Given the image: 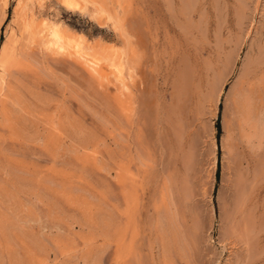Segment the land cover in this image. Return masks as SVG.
Returning a JSON list of instances; mask_svg holds the SVG:
<instances>
[{
	"label": "bare ground",
	"instance_id": "obj_1",
	"mask_svg": "<svg viewBox=\"0 0 264 264\" xmlns=\"http://www.w3.org/2000/svg\"><path fill=\"white\" fill-rule=\"evenodd\" d=\"M9 1L0 0V30L6 19ZM54 2L62 11L77 12L96 22L100 27L109 28L119 43L117 45L109 42L102 43L104 41L100 42L98 39L90 41L91 39L88 40L84 34L70 30L66 27L67 25L65 26L61 21H57L56 17L54 19L46 18L44 12L50 7L53 0H16L10 22L8 26L6 25V28L4 27V39L0 43V264H49L48 255L53 250L55 253L57 252L55 257L58 254L65 257V260L62 259L63 263L60 260L62 264H100V257L110 247L111 240L115 241L114 253L116 260L121 261V264H129V260L124 259L126 254L132 257L137 254L142 255L138 252L140 248L138 250L136 245V242H138L135 240L136 231L132 230L130 226L131 218L129 212L132 209L136 210L140 205L138 204V195L134 194V192L132 193L134 188L131 189L132 185L130 182L133 178H138L136 177L137 174H134L135 170L132 171L135 166L131 168V163L135 161L136 157L133 155L131 147L138 142L141 146V139L139 138L143 136H141L140 126L144 124L138 123L139 96L137 98V95L140 90L138 92V84L136 85L135 83H139L136 79L139 76L144 53L137 46L139 45L138 42L135 44L132 40L135 37L132 36L133 38H131V35L126 30L127 10L121 0H54ZM169 5L171 4L169 3ZM59 12L58 9L54 10V16H57ZM186 14L188 15V12ZM188 18L186 19L187 22ZM176 24L180 26L178 22ZM258 56L259 62L260 56ZM153 57L151 59L155 58ZM261 59L263 58L261 57ZM49 60L59 61V63L62 61L67 62L84 70L95 88L102 92L113 106L116 114L115 125L117 127H115L116 130L114 131L116 133H118L117 130L121 131L119 135L122 136L123 134V138L115 139L118 134H114L115 138L113 140L108 137L112 140L111 144L107 143L106 136L111 134H106L105 128L95 124H86L82 118L75 116L67 105L64 103L62 105L60 99L41 90L40 80L42 79V74L39 69L46 70L48 68L46 64ZM258 62L254 63L250 60L247 65L243 64L242 72H240L239 78L237 77L236 81L238 82L233 91L231 90L232 83L226 91L223 90L225 88L224 78L221 82L214 83L215 86L212 91L213 116L217 118L219 113L218 106L223 95L226 93L230 95V102L225 98L224 111L228 113L226 117L222 116L223 135L220 144L215 143L213 135L208 138L210 144L207 156L208 178H210V174L214 173L217 166L216 151L219 148L222 151V161H225L223 163H228L226 158L233 154V144L238 142L241 145L243 149L242 156L244 157L242 161L245 165H243L244 169L241 168L240 173L242 174L238 178L240 180L242 177L245 180V177L247 179L248 176L252 175V162L256 161L257 158L260 160L259 157H262L261 155L264 152V68H262L263 65L260 67L261 64H258ZM253 63L255 64L254 66H252ZM188 72L185 71V73ZM160 78L163 79L164 77L160 76ZM182 78L185 79L187 77L183 75ZM186 82L188 84L187 80ZM158 89L160 90V88ZM183 91H186V87ZM188 100H186V103ZM229 103H231V106ZM161 104H164V102ZM174 105L172 106L174 107ZM173 109L171 107L170 111L166 112L160 108L156 112L158 117L165 115L169 118L171 113L168 112L173 114ZM176 109L178 110V108ZM176 115L178 114L176 113ZM179 116L177 117L179 118ZM175 120L179 125L180 119L177 120L175 118ZM157 121L155 122L156 128L153 127L155 131L152 136L155 134L156 140H159L162 135H165V138L160 139H165L164 141H166V136H168L171 141V135H174V133L170 130L169 134L166 125H162L160 121L157 123ZM170 123L172 121L169 122V125ZM180 129L176 128L175 131L177 130L179 133ZM4 134L8 136L11 146L20 144L23 153L13 155L5 152V154L3 152L4 148L2 150L5 145ZM171 142L175 146L176 142L180 143L181 141L175 140L173 142L172 140ZM138 144L136 145L137 147L139 146ZM159 144L157 146L161 147L162 145L160 146ZM143 145L138 148L147 147L148 149H146L149 150L150 147ZM27 147H32L30 149L32 153L38 151L46 158L45 164L47 166L45 168L42 166L38 167V162L36 161L37 163H35L29 158V155H26L30 152ZM137 147L134 148L136 152L138 150ZM177 148L179 147L177 146ZM143 149L141 150L143 151ZM156 151L154 150V152ZM161 151L160 153H162ZM148 152L150 154V150ZM145 153H139L138 157L140 158V155L141 157L142 155L144 156ZM158 156L157 159L159 158ZM139 158V161L143 159ZM256 162V165L260 164ZM139 163L141 164L142 162ZM139 163L137 164L140 166ZM252 171L255 173V170ZM259 171L260 169L257 170V172ZM257 172L255 174L260 180L262 176ZM92 175L96 177L100 175L102 180L107 182L112 180L114 182L118 197L114 205H112L113 201L110 204V200H108L110 196L109 188H107L108 190L103 187V189H100V187H97L98 190L93 189L92 184L99 182H90L95 179L91 180L92 177L91 179L89 178ZM252 176L254 182L255 180L258 181L254 174ZM78 181L82 183V188L80 186V189L78 188V192H76L77 190L74 188L75 191L72 186L74 182ZM210 181H213V176H211ZM247 181L249 180L245 181L247 183L246 186L249 185ZM243 182L240 181L239 183ZM253 183L250 184L252 189L255 183L259 184L257 182ZM84 185L89 187L90 193H87V196H85L86 194L81 195V189L83 190ZM98 186L101 185L98 184ZM246 186L240 188L242 190H240L239 195L243 191L241 194L243 197L242 201L248 198L247 191L249 193L253 191L249 188L250 186L248 187L249 189ZM23 195L25 198H22L24 199L21 198ZM249 200L247 199V201ZM236 203L238 204V202ZM157 208L155 207V209ZM243 208L237 211L241 212ZM244 209L246 210V207ZM156 215L152 219L149 216L151 219V224H148L149 237L148 239L145 237L147 241V249L145 248L147 261L152 264H177V260H182L181 255L183 254L181 253L182 250H180L181 244L178 237L179 234L177 235L178 230L175 231L172 228L169 214ZM242 220H245V218ZM37 221L48 224L49 229L54 230L55 234H52L49 230L48 235L41 236V238L38 237L35 233L36 230L32 231L33 229L26 226ZM245 222H241V227L237 225V230L240 228L241 232H245L248 228V224ZM139 223L140 221L137 222V224ZM138 226L134 225V227ZM42 230L44 232V228ZM72 236L73 238L76 236L81 241L82 246L79 245L78 247ZM99 240H104L103 245L98 242ZM248 245L250 246V244ZM251 247L253 248V246ZM251 247L249 249L253 251L255 248L252 249ZM223 249L225 248L223 247ZM248 254L251 257L250 255L252 254L250 252ZM140 256L139 259L141 260ZM137 258L135 259L137 260ZM247 260L249 259L247 258ZM131 261L133 262L134 260Z\"/></svg>",
	"mask_w": 264,
	"mask_h": 264
},
{
	"label": "rangeland",
	"instance_id": "obj_2",
	"mask_svg": "<svg viewBox=\"0 0 264 264\" xmlns=\"http://www.w3.org/2000/svg\"><path fill=\"white\" fill-rule=\"evenodd\" d=\"M121 2L127 10L126 30L131 35V38L135 37V39L133 38L132 40L135 44L138 42L139 45L137 46L144 53V58L138 74V77H141H137L136 79V81L139 83L141 82V84L135 83L136 85L138 84V92L140 90L137 95V98L139 96V122H137L139 124H144L140 126V131H142L141 136L143 135V140L139 138L141 139V146L144 144L150 147V154L147 147V149L144 147V149L141 148L143 151L138 148L141 147L138 144L139 142H134L136 144L131 147L133 149V155L136 156L135 161L132 162L133 165L131 163V168L135 166L132 168V171L135 170L134 174H137L136 177L138 178H135L136 180L133 178L130 184L134 186H131V189L134 188L132 189V193L134 192V194L138 195L140 198H138L140 208L138 206L139 209H132L129 212L131 218L130 226L132 230L136 231L135 240L138 241L136 245L138 250L140 248V250L137 251L142 255L140 256V254H137L132 257L126 254L124 259L129 260L128 262L131 264L149 263L145 255L147 254L146 239L149 237L148 227L151 224L150 220L153 216L156 217V214L165 215L167 213L169 214V218H171L170 222L172 221V228L179 232H177V235L179 234L180 247L182 248H180V250H182L181 253L183 254L181 255L182 260H177V264H264V152L261 155L262 157H259L260 160L257 158L258 161L256 159L257 162L253 161V166L251 165L252 175H255V178L258 180H255V182L259 184H256L254 180H252L254 179L252 175L247 177L249 180L247 181L249 184L248 186H246L247 183L245 182L247 180L246 177L245 180L243 177L241 180L238 179L241 177L239 175L242 174L240 173L241 168L244 169L243 165H245L242 161V159H244L242 156L243 149L238 142L233 144V154L228 156L229 158H226V162L229 163L230 161V165L228 163H223L225 161H222L221 149L219 148L216 151V157L219 162V178L216 179L217 166L214 173L210 174V178L213 176V181H210L207 173L209 170L207 166V156L210 149L208 138L210 135H213L215 143L220 144L223 135L222 116L226 117L228 113L224 111L225 98L230 102V95H227V93L223 95L218 106L219 113L217 118L213 116V87L216 82L219 83L225 79V88H223V90L226 91L232 83L231 90L233 91V89L236 88L238 82L236 80L239 78L238 76L240 72H242L243 66L247 65L250 60L257 63V55L260 56H258V64H261L260 67L263 65L262 68H264V0H183L184 3L182 0H121ZM165 2H169L171 5ZM15 3L16 0L9 1L6 19L0 30V43L4 39L3 32H5V28L10 22ZM56 9L60 12L57 16H54V10ZM183 12L185 13L183 14ZM186 12H188V15ZM44 13L46 18L54 19L56 17L57 21H61L65 26L67 25L66 27L70 30L84 34L88 40L91 39L90 41L98 39L100 42L104 41L102 43L109 42L115 45L119 43L118 39L115 38L116 36L109 28L100 27L96 22L89 20L86 16L77 12L62 11V9H59L55 4L54 0ZM187 18L188 22L186 20ZM176 21L180 26L176 24ZM184 27H186V29H184ZM152 57L154 59H151ZM261 57L263 59H261ZM254 63L252 66L255 65ZM46 65L48 67L46 70L39 69V72L42 74V79L40 80L41 90L60 99L62 105L63 103L67 105L72 113L82 118L86 124H95L105 128L106 134L110 133L112 135L106 136V142L111 144L115 135L121 134L119 133L121 131L117 130L118 133L114 131L117 128L115 125L116 114L107 97L95 88L84 70L78 66L63 61L59 63V61L55 62L50 60L49 62L47 61ZM185 71L189 72L185 73ZM183 75L188 79L182 78ZM160 76L165 79H161ZM182 79L184 80L182 81ZM184 82L185 84H183ZM155 85L157 86L155 87ZM185 87L186 91H183ZM158 88H160V90ZM184 93H186L185 96ZM159 96L160 98H158ZM186 100H188L187 103ZM160 102H164L165 105ZM162 105L166 107H162ZM172 105H174V107ZM229 105L231 106V103H229ZM169 106L174 108V117L176 116L175 118H177V120L180 119L179 125L173 117L172 112H168L171 113V117L169 118L165 115H163V117L159 116L160 118L162 117L163 120L158 117L157 112L160 108L167 112L170 111L171 107ZM157 108L158 110H156ZM176 108H178V110ZM176 113L180 115L179 118ZM156 116L160 120L157 119ZM170 118L172 123L175 122L174 124L170 123L169 125V122H171ZM156 119L162 122V125H166L169 134L170 130L174 133V135L171 133V141L173 140L174 142L178 140L183 144L181 142H176L177 144L174 146L168 136H166V141H164L165 139L161 140L160 138H165V135H162L159 140H156L155 134L152 136L155 131L153 127L156 128ZM149 121L151 122L149 123ZM159 121H157V123ZM171 124L176 127H172ZM185 124L188 125L185 126ZM217 124H219L220 127L219 134H217ZM176 128L182 129H180L178 133L177 130L175 131ZM122 133H124V131H122ZM180 133L182 137H180ZM117 136L115 139L124 137L123 134V137L121 135H119V137ZM4 137L5 145L2 147V150L4 148V153H12L13 155H20L23 153L20 144L11 146L8 136L4 134ZM108 137H111L112 140ZM179 138L181 139L179 140ZM153 143H155V145H153ZM137 144L139 145L138 147L136 146ZM157 144L162 146L158 147ZM16 146H19V148ZM177 146L179 148H177ZM135 147L138 149L137 152L140 150L138 154L145 153L146 150L147 152L144 156L142 155V157L140 155L139 158L136 149H134ZM27 148L30 151L32 147ZM171 148L175 149L172 150ZM154 150L159 151H156L158 154L154 152ZM160 151L162 153H160ZM25 152L27 153V151ZM26 155H29V158L35 163L38 162V167L42 166L45 168L47 166L45 164L46 158L38 151H34L33 153L30 151ZM157 156L159 157L158 159ZM137 157L143 159L139 161ZM139 162L142 163L140 164ZM255 162L258 164L260 163V167L256 165ZM137 163H139L140 166ZM158 163L160 164L158 165ZM241 163L242 165L240 166ZM258 168L260 171L262 170L261 173L260 171L257 172V170H259ZM252 170H255V173L261 174L260 176L262 177H260V180ZM89 178L91 180L95 178L94 181H90L92 183L99 182L91 183L94 190H98L97 187H100V189L106 188V190H108L107 188L110 189L108 200H110L109 203L113 201L112 205H114L118 198L114 182L111 179H109L111 181L108 182L104 181L100 178V175L99 177L92 175ZM240 181L243 183H239ZM253 182L255 183V189H252L250 185ZM81 184L82 183L79 181L74 182L72 187L78 192V188L80 189ZM94 184L97 185L94 186ZM98 184L101 186H98ZM244 186L247 188L250 186L249 188H251V191H254V194L253 191L250 193L247 191L248 200L250 196L249 201H247V199L242 201L243 197L241 194L243 191H241L239 195L240 190H242L240 188ZM87 193H90L89 187L84 185L83 190L81 189V195L86 194L85 196H87ZM22 197H24V195L21 196V198ZM236 202H238V204ZM243 206L244 208L246 207V210ZM155 207L158 208L155 209ZM240 208H243V212L237 211ZM161 210L165 212H159ZM149 216H151V219ZM243 217L245 220H242L244 219ZM139 221L140 223L137 224ZM243 221H246L245 223L248 224V228L245 232H241L240 228L237 230V225L241 227V222L243 223ZM134 225L139 226L134 227ZM26 226L33 229L32 231L36 230L35 233L40 238L41 236L48 235V231L50 230L48 224L46 225L39 221ZM43 228L44 232L42 230ZM50 232L53 234L55 231L50 230ZM73 239L79 247L81 241L76 236ZM98 242L103 245L104 240H99ZM98 242L96 243L99 244ZM248 244H250V246ZM109 246L111 249H109L110 247L107 248L108 251L106 250V253L104 252L105 254H102L100 257V264H121L122 262L117 261L115 257V241L111 240ZM251 246H253V248ZM223 247L225 249H223ZM249 247L252 249L255 248V251L250 250ZM53 251L49 252L50 254L48 255L49 264H60V260L63 263L62 259L65 257L59 254V256L57 255L55 257L57 252L55 253V251ZM249 252L252 254L250 255L251 257H249ZM139 256L142 261L139 259ZM142 257L144 258L142 259ZM135 258H137V260ZM247 258L251 261L247 260ZM131 260H134V263Z\"/></svg>",
	"mask_w": 264,
	"mask_h": 264
},
{
	"label": "trees",
	"instance_id": "obj_3",
	"mask_svg": "<svg viewBox=\"0 0 264 264\" xmlns=\"http://www.w3.org/2000/svg\"><path fill=\"white\" fill-rule=\"evenodd\" d=\"M216 129H217V134L220 133V127L219 124L216 125ZM219 178V162L217 163V171H216V179Z\"/></svg>",
	"mask_w": 264,
	"mask_h": 264
}]
</instances>
